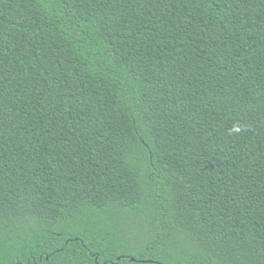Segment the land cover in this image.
I'll list each match as a JSON object with an SVG mask.
<instances>
[{
    "label": "trees",
    "instance_id": "16d2710c",
    "mask_svg": "<svg viewBox=\"0 0 264 264\" xmlns=\"http://www.w3.org/2000/svg\"><path fill=\"white\" fill-rule=\"evenodd\" d=\"M0 264H264V0H0Z\"/></svg>",
    "mask_w": 264,
    "mask_h": 264
}]
</instances>
